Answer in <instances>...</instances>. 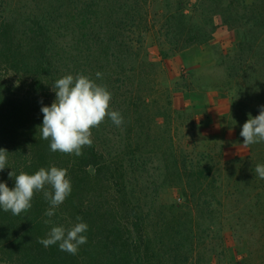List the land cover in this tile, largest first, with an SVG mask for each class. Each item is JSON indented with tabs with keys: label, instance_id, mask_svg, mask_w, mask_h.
<instances>
[{
	"label": "rangeland",
	"instance_id": "obj_1",
	"mask_svg": "<svg viewBox=\"0 0 264 264\" xmlns=\"http://www.w3.org/2000/svg\"><path fill=\"white\" fill-rule=\"evenodd\" d=\"M55 2L61 7L59 10ZM107 2L113 10L109 16L113 22L118 20V4L128 5L140 14L130 26V49L125 52L118 51L116 41H113L115 34L108 36L111 29L107 30L104 24L100 28L98 23L93 24L85 39L81 37L80 30L71 32L60 28L62 7L69 0H0V27L5 20L11 24L8 37L0 35V51L3 42H11V46L6 48L13 61L29 62L28 56L33 55L34 47L42 43V39L33 42L29 38V28L35 30V24L48 26L49 33L44 35L43 41L49 51L44 57L49 58L48 67L54 81L68 74H84L107 87L112 94L110 108L121 113L123 124L117 127L106 118L99 127L92 129V136L100 150L110 158L121 159L128 167L132 162L137 161L138 164L139 160L144 161L142 157L145 158L143 167L149 173L140 171L133 174L141 182L135 192L146 202L145 210L150 212V221L156 224L161 218L157 217L167 213V204L185 203L183 187L170 185L177 180L173 179L172 171L164 167L172 164L163 149L167 144L171 142L172 149L189 155L184 161L187 167L197 161L204 164L206 161L195 155L202 153L203 147L208 148L211 156L208 163L213 168L210 177L218 179V182L223 177L235 178L237 174L233 173L236 169L230 165L247 158V147L243 145L240 130L249 114L255 117V111L264 106V94L262 97L253 93L260 90L255 88L257 81L264 84V0H241L237 9L229 6L227 0ZM181 13L185 16L183 20L180 19ZM170 15L174 18L169 19ZM74 23L77 24L69 21V28L74 27ZM189 34L196 35L198 41L173 52L176 44L180 45V40ZM161 51L168 56L163 57ZM19 53L23 56L19 57ZM97 72L102 73L101 78L96 77ZM0 80L8 82L16 90H20L24 83L17 74L6 76L2 71ZM136 88L139 91L132 94ZM233 93L238 97L237 107L232 106ZM137 95L146 99L148 106H130L129 101ZM165 98L170 109L164 110L165 113H161L164 116L157 120L167 137L164 134L163 143L160 140L154 147L152 138L156 136V130L148 133L147 127L152 121H148V112L166 105ZM1 104L0 111L5 108ZM165 117L167 120L164 122ZM155 123L157 125L156 120ZM146 134L150 135L149 139ZM259 144L251 147L257 152L256 165L260 164L259 156L264 148V142ZM218 182L214 185L215 190L194 185L197 192L193 202L205 197L216 199L221 195L216 190ZM150 183L156 185L151 194L143 189ZM226 208V203L223 207H214L221 213ZM228 213L231 214L230 211ZM203 219V215L193 219L199 233L208 232ZM219 229L216 227L213 231ZM235 232H223V248L219 245L220 238H216L217 251L213 255L207 254L203 248L207 242L203 241L197 263L264 264V244L250 245L241 231Z\"/></svg>",
	"mask_w": 264,
	"mask_h": 264
},
{
	"label": "trees",
	"instance_id": "obj_2",
	"mask_svg": "<svg viewBox=\"0 0 264 264\" xmlns=\"http://www.w3.org/2000/svg\"><path fill=\"white\" fill-rule=\"evenodd\" d=\"M227 2L229 6L237 9L241 0H227ZM108 3L107 0H69V3L62 7L60 28L69 29L68 31L71 32L80 30L81 37L85 39L89 30L93 28V24L98 23L99 28L104 24L107 30L111 29L108 36L113 37L115 34L113 41H116L118 51L125 52L130 49L131 38L128 36L131 34L130 26L136 22L140 14H136V11L128 5L118 4V13H116L118 20L113 22L109 19L113 10ZM55 5L58 10L61 8L56 2ZM171 15L169 19L174 18ZM184 17L181 13L180 19L183 20ZM69 21L77 22V24L74 23V27L69 28ZM0 28V35L5 38L11 33V24L7 20L3 21ZM29 31L31 34L29 38H32L33 42L42 39V43L34 47L33 55L28 56L29 62L13 61V56L6 48L11 46V42H3L2 52L0 51V73L2 71L6 76L17 74V77L24 80L20 90L13 89L8 82L4 83L0 80V102L5 105V108L0 111V149H6L9 152L7 168L0 171V182H5L13 188L15 180L9 178V172L13 171L16 175L21 171L34 174L41 167L47 169L56 166L67 169L72 191L63 204L56 209L55 215L50 218L53 221L52 224L44 223V220L49 219L44 215L49 208V203L44 199L42 192L34 194L31 209L20 215H13L11 212L0 209V263L198 264L197 257L201 243L206 241L203 248L207 254L213 255L217 251L216 238H220L219 245L223 248L224 231L230 233L241 231L242 236L250 241V245L264 244V179H260L255 173L258 156L257 152L251 149V147L260 146L259 143L247 146L246 160L230 165L236 169L233 173L237 174L235 178L229 180L223 177V180L219 182L218 179L214 180L210 177L213 168L208 163L211 157L208 148L203 147L202 153L195 155L201 161L205 160L204 164L197 161L187 167L184 161L189 155L172 149L171 142L167 144L168 146L163 149L168 153L172 164H169L170 167L169 165L164 167L172 171L173 179L177 180L170 185L183 187L185 203L167 204L165 207L167 213L163 216L159 215L157 218L161 217L160 222L156 224L150 221V212L145 210L146 202L136 195L139 194L138 192H135L140 186V178L133 174L140 171L149 173L143 167L145 158L142 157L144 161L139 160L138 164L137 161H131L132 166L128 167L121 159L110 158L106 152L100 150L93 136V144L90 147L85 146L82 149L83 155L79 157L74 154L52 152L50 141L42 139L39 130L43 121L41 107L50 106L55 100V92L52 90L55 81L48 67L49 58L44 57L48 55L49 48L47 49L43 38L49 30L48 26L35 24V30L29 28ZM196 41L198 37L189 34L180 40L181 44L177 43L172 51L192 45ZM21 48L23 47H19ZM161 53L163 57L168 56L165 52L161 51ZM18 56L23 55L19 53ZM263 86L264 84H259L257 81L255 88L259 87L260 90L253 93L263 97ZM132 91L133 94L139 90L136 88ZM231 98L232 106L237 107L236 94L233 93ZM165 100L167 104L162 105L160 109L151 113L147 110L148 121L152 120L147 127L148 133L156 130V136L152 138L154 147L157 146L156 142L164 139V134L167 137L166 131L159 127L160 123L157 120L164 116L161 114L165 113L164 110L170 109V103L166 98ZM147 103L146 99L138 95L129 101L132 107L139 105L146 107ZM259 111L260 109L255 111V116L259 114ZM166 120L167 117L163 118L164 122ZM190 124L192 125V122ZM146 136L149 139L150 135L146 134ZM241 138L243 140V137ZM150 155L153 156L151 152ZM259 157V163L264 164V148ZM217 182L216 190L221 195L216 199L212 197L209 200L205 197L196 203L193 202L197 192L196 189L194 190V185L198 184L197 188L200 189L215 190L214 185ZM177 183L181 184L177 185ZM155 187V184L150 183L143 189L151 194ZM47 190L51 191V188L48 187ZM146 195L142 193V196L147 198L148 195ZM225 203L227 208L223 213L214 209V207L225 206ZM229 211L231 214L228 213ZM197 215L204 216L207 233H199L198 228L194 227L193 219ZM77 217H81L82 222L87 223L88 230L85 233L87 243L79 246L76 255L61 251L58 245L45 248L38 242L40 239L47 238L53 226L63 225L69 228L81 222L77 221ZM216 227L220 228L217 234H215L216 230L213 231ZM247 251L245 250V253Z\"/></svg>",
	"mask_w": 264,
	"mask_h": 264
},
{
	"label": "clouds",
	"instance_id": "obj_3",
	"mask_svg": "<svg viewBox=\"0 0 264 264\" xmlns=\"http://www.w3.org/2000/svg\"><path fill=\"white\" fill-rule=\"evenodd\" d=\"M97 78L102 73L97 72ZM55 100L50 106H42V125L39 127L42 139L50 141V150L77 157L83 155L82 149L93 144L92 129L100 126L105 119H110L120 127L123 117L120 112L111 110L112 94L106 86L97 84L84 74L75 76L68 74L57 79L52 86ZM240 136L245 147L264 142V106H260L259 114L249 118L243 124ZM8 151L0 149V171L4 170L8 161ZM255 173L264 179V164H257ZM9 178H14L15 186L10 188L5 182H0V209L20 215L31 209L34 194L42 192L49 208L44 215L49 219L45 224H52L50 219L56 209L63 204L71 194L72 184L68 178L67 169L51 166L41 167L34 174L21 171L16 175L9 172ZM47 186V187H46ZM50 187L51 191L47 190ZM69 228L53 226L47 238L38 242L45 248L58 245L61 251L76 255L79 246L87 243L85 233L88 225L81 217Z\"/></svg>",
	"mask_w": 264,
	"mask_h": 264
}]
</instances>
